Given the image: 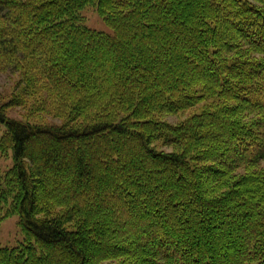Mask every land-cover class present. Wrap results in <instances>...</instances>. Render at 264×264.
Returning <instances> with one entry per match:
<instances>
[{
    "label": "trees",
    "instance_id": "obj_1",
    "mask_svg": "<svg viewBox=\"0 0 264 264\" xmlns=\"http://www.w3.org/2000/svg\"><path fill=\"white\" fill-rule=\"evenodd\" d=\"M10 66L62 122L0 105V264H264V0H0Z\"/></svg>",
    "mask_w": 264,
    "mask_h": 264
},
{
    "label": "rangeland",
    "instance_id": "obj_2",
    "mask_svg": "<svg viewBox=\"0 0 264 264\" xmlns=\"http://www.w3.org/2000/svg\"><path fill=\"white\" fill-rule=\"evenodd\" d=\"M82 14L87 26L109 33L112 32V29L99 14L96 7L87 6L82 11ZM20 80V70H17L13 66L7 69L0 68V105H6L5 112L7 117L42 121L49 124H60L62 119L59 116L47 111H42L40 107L36 106L40 101L38 96L24 93V85L20 83ZM15 102H19L20 104H16ZM206 102L198 104L179 114L166 115L165 118L168 121L176 123L194 112H200ZM4 130L5 127L0 125V136L3 134ZM159 147L166 150L172 149V147L163 146V144H159ZM12 164L13 157L11 150L4 151L0 148V171H6ZM24 240L25 234L20 226V215L18 213L10 214V216L5 217L0 222V245L10 247L17 246L24 242Z\"/></svg>",
    "mask_w": 264,
    "mask_h": 264
}]
</instances>
